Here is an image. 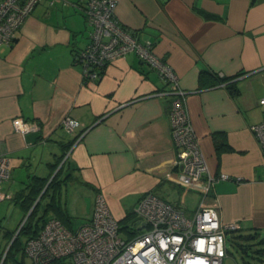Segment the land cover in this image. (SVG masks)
<instances>
[{
    "label": "crops",
    "instance_id": "crops-1",
    "mask_svg": "<svg viewBox=\"0 0 264 264\" xmlns=\"http://www.w3.org/2000/svg\"><path fill=\"white\" fill-rule=\"evenodd\" d=\"M87 1L40 0L14 41L0 46V154L12 163L5 183H15L4 200L31 176L47 177L65 154L66 182L54 198L60 211L47 217L71 229L91 218L99 192L121 225L136 223L134 208L147 193L192 215L202 196L175 167L176 95L167 83L134 53L106 65L98 80L75 64L89 41L78 6ZM115 1L121 26L177 75L209 172L228 177L214 183L206 205L238 232L264 231V154L250 129L264 121V0ZM227 78L237 94L221 82ZM16 118L35 129L19 134ZM65 118L79 123L72 133Z\"/></svg>",
    "mask_w": 264,
    "mask_h": 264
},
{
    "label": "built area",
    "instance_id": "built-area-1",
    "mask_svg": "<svg viewBox=\"0 0 264 264\" xmlns=\"http://www.w3.org/2000/svg\"><path fill=\"white\" fill-rule=\"evenodd\" d=\"M39 2L0 0V46L14 41ZM78 6L90 34L87 46L76 54L74 61L90 80H98L104 67L115 59L134 53L176 95L169 110L177 149L175 167L188 176V188L198 191L202 198L194 213L188 215L181 207L147 193L134 208L136 223L129 228L131 236L123 237V226L113 217L104 194L99 192L91 218L77 228L70 229L56 218L47 219L38 235L25 242L24 255L29 259L26 264H222L227 256V233L239 226L223 223L217 211L205 202L214 183L228 177L209 172L188 118L186 92L180 88L177 75L154 53L151 43L139 42L133 32L121 26L115 15V0H88ZM258 103L264 105V98ZM12 124L21 135L35 129L22 118L14 119ZM61 126L72 133L79 123L65 118ZM250 129L264 154V121ZM11 169L10 159L0 154V202L5 199L3 185L10 178ZM137 230L140 232L132 233Z\"/></svg>",
    "mask_w": 264,
    "mask_h": 264
},
{
    "label": "trees",
    "instance_id": "trees-1",
    "mask_svg": "<svg viewBox=\"0 0 264 264\" xmlns=\"http://www.w3.org/2000/svg\"><path fill=\"white\" fill-rule=\"evenodd\" d=\"M230 78L223 79L221 82H226L225 85L228 89L230 94L235 95L237 94V89H235V81L230 82ZM201 85L203 82V75L201 74L199 79ZM65 157V154L60 155L53 163H50L51 172L47 177H39V176H31L30 180L26 183H24V186L16 192V196L14 197L13 201L23 212V217L29 212V210L32 208L30 214L28 215L26 221L23 223L21 228L19 229L16 237L12 240L10 247L7 251L6 256L9 254L10 249L13 246H16L22 253V256H24V245L25 242L38 235L40 230L42 229L44 223L46 222L49 217H47V214L51 211H60L59 205L54 202V198L56 195L61 194V184L65 183L66 177H62V172L65 167L66 162L68 161L67 158L63 160ZM59 167V168H58ZM57 170L55 176L50 180L52 174L54 171ZM50 182L48 183V181ZM48 183V184H47ZM47 185V186H46ZM49 197V201L46 202V204L42 205V201ZM37 213L38 217L36 220H32L33 216ZM61 221V218L59 216L54 217ZM66 227L70 228L67 224H65L63 221H61ZM18 229V228H17ZM71 229V228H70ZM253 234L248 235H242L238 232V230L230 231L227 233V243H229L232 247L237 248L240 251H245V248L243 247L242 243L243 241H249L251 239H254L257 236V231H253ZM15 233L14 231H8L6 234L10 236V238ZM23 235L25 236V242L24 245H21L19 241V236ZM226 243V244H227ZM227 255L229 254L228 248L226 247ZM261 253H264V250H257L256 254L260 255ZM24 264V263H22Z\"/></svg>",
    "mask_w": 264,
    "mask_h": 264
},
{
    "label": "rangeland",
    "instance_id": "rangeland-1",
    "mask_svg": "<svg viewBox=\"0 0 264 264\" xmlns=\"http://www.w3.org/2000/svg\"><path fill=\"white\" fill-rule=\"evenodd\" d=\"M261 120H264V117H261ZM64 171V170H63ZM63 173V172H62ZM7 182V181H6ZM188 182V181H187ZM18 186V184H16ZM4 190L15 191V183L9 181L3 185ZM189 197V199H191ZM190 206H193L194 201L189 202ZM27 214L23 217L22 210L15 206L14 202L6 199L0 202V264H26L29 263L28 257L25 255L22 256L21 251L13 246L9 254L6 256L7 251L10 247L12 240L18 232L17 228H20V225L23 224L27 219ZM38 217L37 213L33 216V221ZM131 225L132 222H130ZM124 225V226H123ZM123 228L121 234L123 237H130L129 228L131 225L123 224ZM15 233L10 238L6 234L8 231H14ZM140 231H132L133 234H137ZM242 235L253 234L254 232L251 230H243L239 232ZM19 241L21 245H24L25 236L20 235ZM245 251H240L237 248L232 247L229 243L226 244L228 248L229 254L224 258L222 264H264V253L260 255L256 254L257 250H264V231H259L257 236L254 239L249 241L241 242Z\"/></svg>",
    "mask_w": 264,
    "mask_h": 264
},
{
    "label": "water",
    "instance_id": "water-1",
    "mask_svg": "<svg viewBox=\"0 0 264 264\" xmlns=\"http://www.w3.org/2000/svg\"><path fill=\"white\" fill-rule=\"evenodd\" d=\"M58 168H59V167H58ZM58 168L54 171V173L52 174L50 180L55 176V174H56ZM50 180H49V182H50ZM49 182H48V183H49ZM31 210H32V208H31V209L29 210V212L27 213V216L30 214ZM21 225H22V224H21ZM15 236H16V235H15Z\"/></svg>",
    "mask_w": 264,
    "mask_h": 264
}]
</instances>
